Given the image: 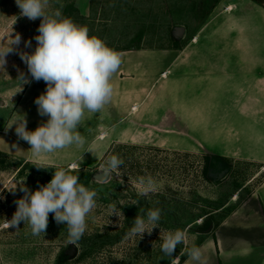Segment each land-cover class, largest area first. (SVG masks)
<instances>
[{
    "label": "rangeland",
    "instance_id": "374dc122",
    "mask_svg": "<svg viewBox=\"0 0 264 264\" xmlns=\"http://www.w3.org/2000/svg\"><path fill=\"white\" fill-rule=\"evenodd\" d=\"M183 1L50 0L46 11L53 13L59 9L63 16L87 27L90 35L103 39L108 46L115 48L131 43L140 28L146 31L141 41L143 47L161 43L172 45L166 35L165 23L173 19V24L184 28L183 35L178 37L181 43L179 49L184 48V51L180 54V61L173 68L175 72L230 69L242 66L239 60L247 62V59L252 61L259 58L258 55L252 54L250 48L256 45L254 38L249 35L250 42L245 41L247 30L241 26H247L244 19L235 26L229 19L224 20L219 28H210L200 33L199 44H192V41L197 40L193 35L201 25L185 29L180 22L183 16L164 12L168 6L181 5ZM40 23V18L32 21L20 16V9L15 0H0V47H6L7 41L17 33L21 37L20 44L14 46L16 51L7 54L4 69L0 68V85L7 84V80L13 79L18 72L26 71L28 74L27 65L21 60L19 52L34 51L37 44L34 37L38 35ZM249 24L248 32L258 35L257 29L249 30L255 25H251V22ZM208 33L212 34V37L205 43L204 39L209 36ZM28 40H31L30 47L25 46ZM133 43L137 45L138 42ZM177 50L172 48L147 52L145 56L150 61L151 58L161 59L162 55L166 54V58L160 62L164 66L158 72L159 75L177 53H180ZM139 60H144V57H139ZM255 61V65H258V60ZM181 63L184 65L180 66ZM247 64L252 65V62ZM13 82L18 81L16 79ZM13 87L0 86V124L11 112V108L2 107L4 105L1 103L15 99L17 91L8 93L16 90ZM113 146L114 152L108 155L107 152ZM107 152L102 161L94 167L76 166L70 169L72 174L79 177L81 184L97 192V206L87 219L85 234L75 244L78 251L74 257H70L72 244L67 239V227L57 224L54 214H49L46 232L39 236L32 235L30 228L23 222L17 229L3 227L5 220H10L16 211L15 201L24 195L19 190L20 181L24 180L26 186L35 191L52 179L56 169L73 164L38 169L32 162L24 159L0 160V264H165L167 261L171 264L172 258L165 257L161 251L160 229L161 232L177 229L185 231L187 245L178 246L174 255H179L183 248L192 244L199 247L207 238H215L218 229L204 231L200 228L206 213H216L215 219L222 224L264 178L263 164L231 160L229 169L220 172L215 181H208L202 175L203 157L207 153L199 151L174 150L119 141L111 143ZM111 156H117L124 161L120 168L121 175L113 173L108 175L106 180H101L104 174L102 165ZM141 176H150L155 184V190L147 196L140 195L138 178ZM15 186L13 194L8 189ZM110 205L121 209L123 214L120 218L114 214L110 215ZM151 209L161 210L160 228L153 229L151 235L145 233L142 239L138 236L126 239L123 232L127 227L130 229L136 215L145 214ZM222 209L227 210L228 214L220 220Z\"/></svg>",
    "mask_w": 264,
    "mask_h": 264
},
{
    "label": "crops",
    "instance_id": "0c3cea01",
    "mask_svg": "<svg viewBox=\"0 0 264 264\" xmlns=\"http://www.w3.org/2000/svg\"><path fill=\"white\" fill-rule=\"evenodd\" d=\"M227 19L234 26L246 20L247 26L241 24L247 30L244 38L247 43L250 36L254 38L256 45L250 48L252 54L259 56L258 65L256 59H247L239 60L242 66L230 69L175 72L173 68L184 51L177 48L180 53L158 75L166 54L149 61L146 53L172 48L115 50L122 63L111 79L110 102L101 112L86 114L79 129L87 143L80 149L66 148L49 155L46 166L72 163L94 167L102 161L110 144L119 141L199 151L264 165V0H221L193 35L197 40L192 44L201 42L200 33L219 28ZM250 22L255 27L249 30L257 29L258 35L248 32ZM208 34L205 43L212 37ZM133 52L138 54H130ZM21 73L31 83L22 85L18 78ZM16 79L18 82L14 83ZM7 81L0 86H14L16 90L8 93H17L15 99L1 103L11 112L0 124V160L24 159L33 163L27 151L30 145L17 137L15 125L8 131L5 128L21 116L26 118L30 131L47 121L48 117L40 116L35 104L47 85L43 80H32L26 71ZM13 144L20 149L13 148ZM89 147L94 156L85 152ZM199 247L201 261L188 258L183 264H264V178L218 227L215 238H207Z\"/></svg>",
    "mask_w": 264,
    "mask_h": 264
},
{
    "label": "clouds",
    "instance_id": "9594fccd",
    "mask_svg": "<svg viewBox=\"0 0 264 264\" xmlns=\"http://www.w3.org/2000/svg\"><path fill=\"white\" fill-rule=\"evenodd\" d=\"M15 2L20 9V16L32 21L41 19L38 35L34 37L37 42L34 51H20L19 55L27 65L32 80H43L47 85L45 92L36 98L35 104L39 115L47 116L48 119L30 131L26 118L21 116L10 123L5 131L15 125L17 137L30 145L27 151L33 165L45 169L48 168L45 159L49 155L66 148L80 149L85 146L87 140L79 129L86 114L99 113L110 102L113 93L111 79L119 70L122 59L103 39L90 35L87 27L63 16L59 9L53 13L46 11L50 0ZM20 42L21 37L17 33L7 41L6 47H0V68L4 69L7 54L16 51L14 46ZM25 46L30 47L31 40L26 41ZM18 78L22 85L31 83L24 73ZM12 147L20 149L16 144ZM85 152L95 155L91 147ZM123 164L122 159L111 156L102 165L103 173L119 176ZM75 167L73 164L56 169L52 179L35 191H31L24 180L20 181L19 190L24 195L15 201L16 211L10 220H5L3 227L17 229L23 222L30 228L32 235L39 236L46 232L51 213L57 224L66 225L68 242L78 243L87 230L89 215L97 206V192L81 184L79 177L72 174L70 169ZM16 186L8 190L14 194ZM138 186L141 196H147L155 190L150 176L139 177ZM113 214L120 218L123 212L116 205H110V215ZM160 220V209L137 214L126 233V239L137 236L142 239L145 233L151 235L153 229L160 228ZM160 240L161 251L165 257L172 258L171 264H180L182 256L197 262L202 259L201 249L195 244L186 246L179 255H174L178 246L187 245L183 230L161 232L160 229Z\"/></svg>",
    "mask_w": 264,
    "mask_h": 264
},
{
    "label": "trees",
    "instance_id": "16d2710c",
    "mask_svg": "<svg viewBox=\"0 0 264 264\" xmlns=\"http://www.w3.org/2000/svg\"><path fill=\"white\" fill-rule=\"evenodd\" d=\"M220 1L221 0H184L181 5L173 4V5L168 6V9H165L164 12L167 14L178 13L181 16H183L180 22L181 24H183V26H185V29H188V28L197 27V25L198 26L201 25ZM156 22H159V21L156 20ZM165 27L167 28L166 35L168 39L172 41L173 43L172 45H164L161 43L155 46H153L152 44L151 45L149 44L143 47L141 41L144 39V35L146 31L145 29L140 28V30L137 33H135V35L133 36L131 43L125 46H120L116 48L111 47V48L117 51L137 50V49H142V48H156V49H161V48H176L177 49L179 48L181 45V43L179 42L180 38H178L177 32L175 31L176 28L179 26H177L176 24H173V19H169L168 23L166 21ZM134 41L138 42L137 45L133 43ZM114 146L116 147L117 145L114 144ZM114 146L112 149L110 148L111 151L109 150L107 152L108 155H111L112 152H114L113 151L115 148ZM203 161L204 162H203V167H202V175L208 181L209 180L215 181V178H217V175L220 172H222L223 170L229 169L231 166L230 159L223 157V156L215 155V154H205L203 157ZM221 211L223 214L220 220H223L228 214V212L227 210H223V209ZM216 217H217L216 213H213V212L206 213L205 218L203 219L200 228L204 231H207L209 229L216 230V228H218L221 224L220 221L216 220L217 219ZM128 229L129 228L127 227L124 230L123 235L127 233ZM187 259H188L187 256H182L180 259V264H183L185 260ZM165 264H169V261H167Z\"/></svg>",
    "mask_w": 264,
    "mask_h": 264
},
{
    "label": "water",
    "instance_id": "95a60500",
    "mask_svg": "<svg viewBox=\"0 0 264 264\" xmlns=\"http://www.w3.org/2000/svg\"><path fill=\"white\" fill-rule=\"evenodd\" d=\"M175 31L177 32V36L181 37L183 35L184 28L183 27H177ZM107 177H108L107 174H103L101 180H106ZM77 251H78L77 246L75 244H72L71 245V256L70 257H74L76 255Z\"/></svg>",
    "mask_w": 264,
    "mask_h": 264
}]
</instances>
